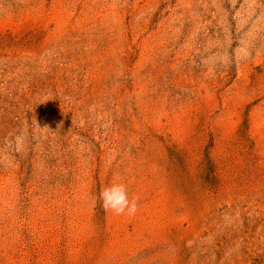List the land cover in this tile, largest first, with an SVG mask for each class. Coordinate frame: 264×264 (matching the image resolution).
Instances as JSON below:
<instances>
[{
  "label": "rangeland",
  "instance_id": "obj_1",
  "mask_svg": "<svg viewBox=\"0 0 264 264\" xmlns=\"http://www.w3.org/2000/svg\"><path fill=\"white\" fill-rule=\"evenodd\" d=\"M0 264H264V0H0Z\"/></svg>",
  "mask_w": 264,
  "mask_h": 264
},
{
  "label": "clouds",
  "instance_id": "obj_2",
  "mask_svg": "<svg viewBox=\"0 0 264 264\" xmlns=\"http://www.w3.org/2000/svg\"><path fill=\"white\" fill-rule=\"evenodd\" d=\"M97 199L102 207L117 215H134L137 212V201L135 198L129 199L126 186L123 183H112L103 187Z\"/></svg>",
  "mask_w": 264,
  "mask_h": 264
}]
</instances>
